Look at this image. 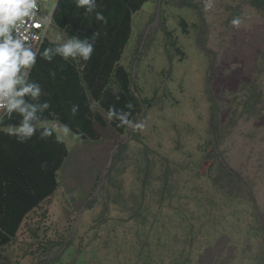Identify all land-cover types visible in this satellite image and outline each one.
<instances>
[{"label":"rangeland","instance_id":"rangeland-1","mask_svg":"<svg viewBox=\"0 0 264 264\" xmlns=\"http://www.w3.org/2000/svg\"><path fill=\"white\" fill-rule=\"evenodd\" d=\"M204 4L147 0L132 17L120 64L142 131L118 133L96 102L98 140L43 123L69 153L0 264H264V13Z\"/></svg>","mask_w":264,"mask_h":264},{"label":"trees","instance_id":"trees-1","mask_svg":"<svg viewBox=\"0 0 264 264\" xmlns=\"http://www.w3.org/2000/svg\"><path fill=\"white\" fill-rule=\"evenodd\" d=\"M147 0H97V11L107 17V24L95 20V13L85 15L84 9L75 7V0H57L53 12V24L69 36L81 39L96 38L92 58L83 61H63L55 57L51 63L39 56L31 69L30 79L41 84V101H49L51 107L42 114L44 123L58 122L68 125L70 131L81 139L98 140L96 125L105 127L103 117L94 112L92 103L107 114L110 106L130 112V119L137 114L140 101L132 92L129 72L120 64L124 48L132 33V17ZM251 4L264 13V0H250ZM185 26L184 21H181ZM185 31V27L183 28ZM53 46L47 39L39 50ZM55 72V77L50 75ZM115 84L117 92L111 90ZM128 104L133 107L129 109ZM73 105H78L75 115ZM19 116L13 114L0 126V248L16 236L21 223L28 213L38 208L41 202L51 197L58 188L57 172L61 169L68 148L52 135L40 139V129L30 140L20 143L15 136L7 134V125L16 124ZM115 131L123 133L126 128L118 127V122L110 120ZM82 133L83 135H78Z\"/></svg>","mask_w":264,"mask_h":264},{"label":"clouds","instance_id":"clouds-1","mask_svg":"<svg viewBox=\"0 0 264 264\" xmlns=\"http://www.w3.org/2000/svg\"><path fill=\"white\" fill-rule=\"evenodd\" d=\"M75 7L84 9L85 15L95 13V20L107 24V17L102 11H97V0H75ZM212 0H205L204 8L209 10ZM55 9V8H54ZM39 0H0V126L5 120H11L13 114L19 116L16 124H8L7 134L15 136L17 141L24 143L36 135L40 129V139L51 136L52 130L43 127L42 114L51 105L41 101V84L30 79L31 69L39 56L42 60L51 63L55 57L63 61L87 62L92 58L95 50L98 32L92 34L91 40L81 39L78 35L69 36L66 32L54 30L52 45L41 52L32 41L40 39L35 36L32 27L41 28L42 35L47 34L51 23V15H39ZM54 12V11H53ZM230 25L238 28L241 24L239 17H233ZM46 39V38H45ZM50 75L55 77V72ZM78 105H73L71 113L75 115ZM131 109L133 106L128 104ZM131 113L118 110L110 106L107 110V119L118 122V127L131 129L132 132L142 131L144 122L130 119ZM64 131H70L68 125ZM78 135H83L79 133Z\"/></svg>","mask_w":264,"mask_h":264},{"label":"built area","instance_id":"built-area-1","mask_svg":"<svg viewBox=\"0 0 264 264\" xmlns=\"http://www.w3.org/2000/svg\"><path fill=\"white\" fill-rule=\"evenodd\" d=\"M39 5H40V11H39V15H51V18L53 17V11H51V9H48V6L44 9V4L41 2V0H39ZM53 24V20L51 25ZM31 32L35 35V36H39L40 39L34 40L32 41V43H34L35 46H37L38 48L40 47V45L44 42L45 40V36L46 34L42 35V29L41 28H36V27H32Z\"/></svg>","mask_w":264,"mask_h":264},{"label":"bare ground","instance_id":"bare-ground-1","mask_svg":"<svg viewBox=\"0 0 264 264\" xmlns=\"http://www.w3.org/2000/svg\"><path fill=\"white\" fill-rule=\"evenodd\" d=\"M57 4V3H56Z\"/></svg>","mask_w":264,"mask_h":264}]
</instances>
